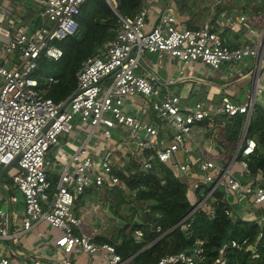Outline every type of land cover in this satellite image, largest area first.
I'll return each mask as SVG.
<instances>
[{"label":"built area","instance_id":"2783aa9c","mask_svg":"<svg viewBox=\"0 0 264 264\" xmlns=\"http://www.w3.org/2000/svg\"><path fill=\"white\" fill-rule=\"evenodd\" d=\"M173 1H166L154 21H147L145 7L133 16L117 14L114 38L98 56L81 61L75 73V88L59 101L46 96L55 78L48 76L40 81L34 72L41 56L52 60L61 57L57 42L77 31V16L85 0H32L38 15L34 27L0 3V168L16 167L11 183L23 195L21 211L13 208L15 196L0 195V264H134L131 256L122 257L116 252L115 244L96 241L95 237L102 235L99 229L82 230L81 220L74 212L77 200L88 188L123 187L114 172L115 168L121 169L114 153L122 146L121 149L128 147L129 154L134 151L144 154L139 162L143 170L150 168L149 160L153 157L172 166L175 173L188 180L189 193L195 194L201 184L210 183L209 191L193 209L205 207L211 217L214 209L205 201L217 186L222 187L227 197L264 204V185L257 179L241 181L229 162L218 164L204 158L191 165L176 159L177 152L186 151V141L192 137L196 122L214 115H251L255 96L264 93V84H259L264 33L254 42L231 48L210 22L195 28L180 26ZM255 1L264 5V0ZM245 21L243 14L223 10L215 24L223 28L236 23L246 25ZM145 52L158 57L172 56L183 65L200 62L215 69L224 63L234 65L244 57H253L255 64L250 72L253 90L241 103L222 95L216 104L203 100L184 104L179 96L162 91L163 83L151 80L149 72H139ZM151 67L155 68V64ZM137 97L145 100L160 123L173 129L168 143L159 139L156 124H148L128 112V101ZM74 120L80 128L88 127L90 134L98 132L110 138L114 128H121L125 137L119 148H104L98 158L91 156L83 145L76 148L59 169L53 187L48 180L53 166L48 153L59 144L62 135L71 131ZM254 147V140L247 138L239 150L246 156ZM239 164L247 173L246 162L241 160ZM83 208L86 212L99 211L98 205ZM225 214L236 217L231 204ZM179 223L181 229L187 230L189 223L185 218ZM43 224L49 229L42 228ZM155 230L160 231V227L155 226ZM32 234L41 241L23 247L22 241ZM131 237L136 243L141 242L142 230L135 229ZM226 246L220 248L215 264H226ZM229 246L241 250L246 240H231ZM203 248L204 242L197 240L192 252L167 254L149 264H197L204 258ZM248 248L254 250L253 245Z\"/></svg>","mask_w":264,"mask_h":264},{"label":"trees","instance_id":"16d2710c","mask_svg":"<svg viewBox=\"0 0 264 264\" xmlns=\"http://www.w3.org/2000/svg\"><path fill=\"white\" fill-rule=\"evenodd\" d=\"M244 1L250 4L254 0ZM142 5L143 0H114L111 3L107 0H85L77 16V31L57 42L62 50L61 57L52 60L41 56L38 59L34 76L40 81L48 76L56 80L50 85L46 96L53 101L69 96L75 88V73L81 61L98 56L105 44L114 38L117 14L133 16ZM32 22L35 23L31 27L38 24L35 18ZM245 121L243 113H236L232 116L214 115L210 119L199 121V124L208 129L207 135L224 144L223 154L228 159L240 139ZM247 138L255 142L253 151L243 156L239 150L234 161L246 162L248 172L243 173V177L248 175L251 179L257 176L264 178V108L256 104L249 117L242 146ZM149 162L150 168L147 170L140 168L135 160L125 163L119 170L115 168V174L123 183L122 188L92 186L91 191L98 202L107 204L109 211L112 210L118 217L126 220L122 228L116 231L115 238L109 239L102 234L95 237L96 241L115 244L116 252L122 257L131 256L134 264H149L164 255L181 251L190 253L197 240L204 242V258L197 264H215L220 248L224 245H227L226 264H264V225L225 214L230 203L221 186L215 187L205 201L214 209L211 217L205 207L193 209L209 191L210 183L201 184L192 198L184 176L175 173L172 166L155 157ZM48 180H51L50 177ZM50 184L54 185L52 181ZM121 206H128L131 215L117 212ZM145 210L153 214L152 223L142 217ZM184 218L189 223L187 230L180 227L179 222ZM155 226H159L160 231L157 232ZM135 229L143 232L139 243L131 237ZM244 239L246 246L241 250L229 246L231 240ZM147 245L149 246L143 249ZM249 245H253L254 250L248 248Z\"/></svg>","mask_w":264,"mask_h":264},{"label":"crops","instance_id":"0c3cea01","mask_svg":"<svg viewBox=\"0 0 264 264\" xmlns=\"http://www.w3.org/2000/svg\"><path fill=\"white\" fill-rule=\"evenodd\" d=\"M166 1L168 0H143L142 7L148 9L147 21L156 19ZM0 3L11 8L14 16L29 23L31 26L35 23L32 22L34 18L38 21L37 11L32 0H0ZM173 6L180 26L195 28L210 22L213 24L212 28L221 34L223 42L231 48H237L246 42H254L264 33V5L255 0L250 4L244 0H175L173 1ZM223 10L235 14H243L246 18V25L236 23L232 27L220 28L215 24V20ZM262 62L260 65L259 84H264V55ZM141 64V69L150 73L151 80H158L163 83L162 91L179 96L184 104H191L197 100H203L207 104H216L222 95H228L233 102L241 103L246 100L247 95L253 90L250 72L254 68L255 59L250 56L242 58L234 65L224 63L215 69L200 62L183 65L180 60L172 56L164 54L162 57H158L155 53L145 52L142 56ZM151 64H155V68H152ZM168 80H172V82H167ZM254 104L264 108V93L255 96ZM127 110L148 124H156L159 130V139L165 143L170 141L173 129L156 119L155 112L148 107L143 98L137 97L129 100ZM207 131L208 129L196 122L193 126L192 137L186 141V151L177 152L176 159L191 165H195L204 158L211 159L218 164L229 162L230 168L241 181L253 180L248 178V175L243 177L245 172L239 161L236 162L233 158L235 149L231 157L226 159L223 154V151H225L224 144L219 143L217 140L215 141L212 136L207 135ZM88 133V127L80 128L77 121L74 120L71 131L62 135L59 144L49 151L48 158L53 163L48 172V179L49 177L51 179L49 180L50 183L52 181L54 185L56 184L59 169L69 161L70 156L79 146L83 145L91 156L98 158L104 148H119L120 142L125 137L121 128H114L110 138L104 137L98 132ZM116 143L118 144L115 145ZM121 148L114 153L115 161L121 168L131 160L139 163L144 156L139 151L129 154L126 150L128 149L127 146L124 149ZM131 149H134L133 146H131ZM1 170L2 168H0ZM53 178L54 181L52 180ZM255 179L264 184V178L257 176ZM91 188L93 187L88 188L83 196L77 200L74 208L75 214L81 220V229L86 232H90L91 228L96 225H102L100 219L94 218L97 213L86 212L83 208L87 205H98L92 200L95 195ZM0 190L4 195L15 196L17 200L13 208L19 211L22 210L23 196L19 200L16 195L11 193L8 184L6 182L3 183L1 179ZM189 194L194 198L192 193ZM227 199L235 210V218L255 221L264 225V204L255 205L249 199L237 200L234 196H228ZM41 227L46 228V225L43 224ZM40 241L36 234H32L25 238L22 243L23 247L29 248Z\"/></svg>","mask_w":264,"mask_h":264},{"label":"rangeland","instance_id":"374dc122","mask_svg":"<svg viewBox=\"0 0 264 264\" xmlns=\"http://www.w3.org/2000/svg\"><path fill=\"white\" fill-rule=\"evenodd\" d=\"M140 71H141V73H144V70L141 68L139 69V72ZM107 83H109V82L107 81ZM15 168H16L15 166L9 168L0 177V179L3 183L6 182L8 184L9 189H10L12 194L16 195L18 197V199L21 200L23 195L19 190H14V187L11 183V178H10L11 174L15 171ZM0 195H3V192H1V190H0ZM94 197H95V200H94ZM92 200L94 201L95 204H98V206H99V211L97 212V216L94 218L100 219L102 221V225H96L92 228L99 229V231L102 234L106 235V237H108L109 239L115 238L116 231L117 230L119 231V228H122L124 223H126V220H123L120 217H118V215L114 214L112 210L109 211L107 204L103 205V203L97 202L98 200H97L96 196H93ZM117 212H120L121 214L128 215V216L131 215V212L128 210V206H127V208L125 206L118 207ZM92 228H91V230H92Z\"/></svg>","mask_w":264,"mask_h":264},{"label":"water","instance_id":"95a60500","mask_svg":"<svg viewBox=\"0 0 264 264\" xmlns=\"http://www.w3.org/2000/svg\"><path fill=\"white\" fill-rule=\"evenodd\" d=\"M249 117L250 116H247L246 117V121H245V126L242 130V133H241V136H240V139L237 143V146L235 148V151L233 153V157L238 153L239 149H240V146L242 145L243 141H244V138H245V132H246V127H247V124H248V120H249ZM8 170V167L4 168L1 173H0V177ZM142 217L144 218L145 221H147L148 223H152L153 222V219H154V216L153 214H151L148 210H145L143 211L142 213ZM149 245L145 246L143 249L147 248Z\"/></svg>","mask_w":264,"mask_h":264}]
</instances>
